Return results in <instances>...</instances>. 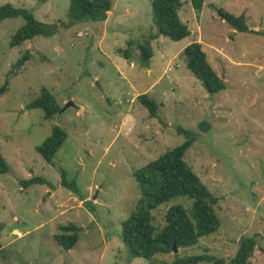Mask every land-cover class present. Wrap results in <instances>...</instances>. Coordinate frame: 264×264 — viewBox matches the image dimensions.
Here are the masks:
<instances>
[{
    "label": "rangeland",
    "instance_id": "374dc122",
    "mask_svg": "<svg viewBox=\"0 0 264 264\" xmlns=\"http://www.w3.org/2000/svg\"><path fill=\"white\" fill-rule=\"evenodd\" d=\"M203 1L200 12L182 1L179 17L190 34L173 41L156 33L151 0H111L103 19L71 25H66L70 0H0L57 24L50 37L11 46L23 18L0 22V85L15 61L29 54L0 94V151L9 167L0 174V264H169L176 255L202 254L228 259L243 235L256 237L251 264H264V0ZM218 7L244 15L260 33L235 31ZM193 40L224 81L217 93L210 94L185 66L181 46ZM147 42L152 56L141 60L135 44ZM128 46L132 64L120 62L119 50ZM155 78L145 93L157 104L151 116L138 95ZM42 87L59 106L50 117L26 108ZM55 126L67 136L48 163L36 146ZM178 127L193 133L184 160L218 198L220 225L195 246L149 262L129 255L121 223L140 197L133 172L181 144L186 138ZM59 169L75 181L83 200L61 185ZM31 176L47 182L23 187L20 180ZM190 203L180 197L157 205L151 211L155 232L169 207L188 209ZM68 223L81 230L66 250L54 235Z\"/></svg>",
    "mask_w": 264,
    "mask_h": 264
},
{
    "label": "trees",
    "instance_id": "16d2710c",
    "mask_svg": "<svg viewBox=\"0 0 264 264\" xmlns=\"http://www.w3.org/2000/svg\"><path fill=\"white\" fill-rule=\"evenodd\" d=\"M190 1L193 8L200 12L203 0ZM111 5V0H70L66 13V25L87 20H101L111 9ZM181 6L182 0H151L152 20L158 35H163L173 41H179L189 36L190 30L178 14ZM216 12L235 31L260 33L248 26L244 15H235L220 7L216 8ZM17 16L22 17L24 22L12 35L11 46L19 45L37 35L50 37L57 31V24L39 21L25 8L14 7L10 3L0 5V22L6 18ZM135 48H137L138 57L141 60H147L152 56L148 42L137 43ZM119 52L124 58L131 56L130 46L119 50ZM181 53L186 68L208 89L210 94L225 88L224 81L208 63L200 42L191 41L181 50ZM28 58L29 54L25 52L15 61L7 78L0 85V94L7 91L9 78L19 73ZM138 99L151 116L156 115L157 104L153 99L145 93L139 94ZM26 108L42 109L45 117H50L59 111L55 97L46 87L40 89V94L28 102ZM200 125L204 129L207 128V123ZM177 130L186 138L181 144L166 150L155 160L133 172L140 197L130 215L121 223V239L129 255L142 257L149 262H152L158 254H167L173 251V244L177 249L195 246L200 237L215 232L220 225L215 212L218 198L208 190L184 160L185 152L194 141L193 133L183 127H178ZM66 136L64 129L55 126L51 135L36 146V151L46 162L52 163ZM8 171L9 167L0 151V174ZM59 172L61 185L83 200L84 196L80 193L75 181L67 178L65 170L59 169ZM46 182L47 180L41 176H31L20 180L23 187L37 183L45 184ZM180 197H186L191 201L189 208L185 209L180 205L169 207L164 215V226L155 232L151 211L159 204ZM2 227L0 222V232ZM60 229L61 232L55 234L54 239L66 250L73 248L78 241L81 227L74 223H68L60 226ZM256 245L257 241L254 235H243L238 240L235 254L228 259L207 254L182 257L176 255L169 264H195L198 262L251 264V257Z\"/></svg>",
    "mask_w": 264,
    "mask_h": 264
},
{
    "label": "crops",
    "instance_id": "0c3cea01",
    "mask_svg": "<svg viewBox=\"0 0 264 264\" xmlns=\"http://www.w3.org/2000/svg\"><path fill=\"white\" fill-rule=\"evenodd\" d=\"M182 1H183V0H182ZM203 2H204V1H203ZM188 3H189L190 5H192L190 0H188ZM202 6H203V4H202ZM178 14H179V16L181 15V14H180V9H179V11H178ZM189 30H190V29H189ZM181 40H182V39H181ZM179 41H180V40H179ZM193 41H198V42H199V40H193ZM190 42H191V41H188V42H186L184 45H182V46H181V50H182V49H183L188 43H190ZM119 57H121V56H119ZM120 59H121L120 62H121V61H124V62H125V61H130L129 58L121 57ZM122 63H123V62H122ZM130 64H132L131 61H130ZM131 66H132V65H131ZM175 70H176V69H173V66L171 65L169 71H170V73H171L170 76H171V82H172V83L175 82V75H176ZM147 71H148L149 74H151V73H152V68H150V67L147 68ZM157 82H158V80H157V78H155V79L153 80V82H152L149 86L146 87V89H143V91L141 92V94H142V93H146V94H147V93H150V92H151V89L156 85Z\"/></svg>",
    "mask_w": 264,
    "mask_h": 264
},
{
    "label": "water",
    "instance_id": "95a60500",
    "mask_svg": "<svg viewBox=\"0 0 264 264\" xmlns=\"http://www.w3.org/2000/svg\"><path fill=\"white\" fill-rule=\"evenodd\" d=\"M207 90H208V89H207ZM69 104H72V102H69L68 105H69ZM172 248H173V252H176L177 248L175 247V244H173Z\"/></svg>",
    "mask_w": 264,
    "mask_h": 264
}]
</instances>
